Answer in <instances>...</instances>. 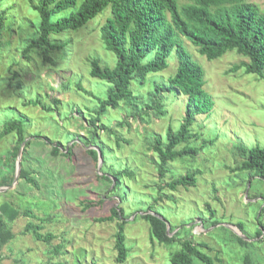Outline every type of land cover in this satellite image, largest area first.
I'll list each match as a JSON object with an SVG mask.
<instances>
[{"label":"rangeland","instance_id":"374dc122","mask_svg":"<svg viewBox=\"0 0 264 264\" xmlns=\"http://www.w3.org/2000/svg\"><path fill=\"white\" fill-rule=\"evenodd\" d=\"M247 2L264 14V0ZM0 10L6 14V26L0 31V129L7 121L22 120L30 146L23 150L21 145L19 166L37 183L34 187L18 177L5 186L1 178L15 177L18 160L7 157L14 134L1 139L0 189L5 190L0 191V205L10 201L22 212L9 223L15 238L3 249L2 264H118L114 235L120 220L98 222L114 207L123 209L126 223L124 264H170L171 253L178 249V244L151 240L149 224L141 218L149 207L168 222V232L176 228L171 235L178 232L180 239L206 244L204 250L215 264H244L247 254L253 264H264V181L237 170L242 160L238 147H264V78L243 68L233 70L247 58L229 51L208 61L183 40L205 72L204 88L214 108L208 116L195 117L191 139L180 146L197 152L170 162L162 177L151 143L154 137L164 139L170 128L179 129L184 97L163 94L161 115L149 112L134 117L128 105H121L90 122L96 98H104L107 89L105 82L90 76L91 61L109 67L115 63L100 35L109 10L81 29L54 38L67 44L62 58L58 51L24 52L27 42L37 37L40 24L27 0H5ZM168 62V68L154 76L164 87L177 67L174 55ZM134 88L138 90L137 85ZM152 88L147 85L140 92L145 96ZM52 147L59 149L57 155ZM100 147L108 152L106 163ZM90 149L98 152L97 160L88 153ZM103 167L105 172H124L120 189L113 190L112 177V182L102 178ZM191 171L197 173L194 186L167 188L173 179ZM118 194L124 195L123 200ZM25 210L35 218L25 217ZM212 220L218 224L210 226ZM29 222L41 226L42 235L51 234L50 242L37 241L25 231ZM239 224L252 236L249 241L259 242L255 247L230 243V233L247 238ZM258 230L262 232L256 236ZM58 246L63 248L55 253Z\"/></svg>","mask_w":264,"mask_h":264},{"label":"trees","instance_id":"16d2710c","mask_svg":"<svg viewBox=\"0 0 264 264\" xmlns=\"http://www.w3.org/2000/svg\"><path fill=\"white\" fill-rule=\"evenodd\" d=\"M5 0H0L1 4ZM32 9L38 13L40 24L36 38L30 39L24 52L31 49L43 51H58L63 56V49L67 44L55 42V37L66 32H75L85 26L101 13L109 10L110 14L100 28L101 41L105 50L113 54L115 63L112 67L101 66L98 60L91 61L90 76L107 84L106 96L96 98L98 105L93 110L90 122L99 121L109 109H117L121 105L130 107V114L134 117L152 112L154 115L163 113L161 105L163 94L168 93L171 98L184 97L185 115L177 131L171 128L165 138L154 137L151 147L158 156L157 170L164 177L169 169V163L177 158L189 156L197 152L190 147H180L192 137L191 127L194 119L199 115L208 116L214 108L212 97L205 90V72L202 66L193 59L188 52L184 39L189 41L201 56L208 61L221 58L229 51H236L248 59V62L235 67L243 68L247 74H255L264 78V14L254 4L247 0H27ZM6 26V14L0 10V31ZM174 55L177 62L175 73L167 80V87L155 80L154 76L165 71L168 59ZM138 86V90L134 86ZM153 87L143 96L141 89ZM38 104L39 102H31ZM121 125V124H120ZM107 129V128H106ZM9 134H14L15 142L7 157L14 160L18 157L21 145L24 149L30 146L26 140V129L22 120L13 119L3 124L0 129V140ZM103 161L106 163L107 150L100 147ZM242 160L237 170L248 172L264 181V147H238ZM52 153L57 155L59 149L52 147ZM97 160L98 152L88 150ZM67 156L70 151L66 152ZM15 166V163H14ZM104 172L102 178L115 181L113 190L120 189L124 172ZM11 175V174H10ZM197 173L188 172L173 179L167 184L170 190L181 187L194 186ZM20 179L36 187V180L32 174L22 168ZM5 186L10 187L14 176L2 177ZM1 186V183H0ZM123 200L124 195L118 194ZM149 207L141 216L149 224L151 240L170 246L178 244V249L170 255V264H215L214 259L205 252L207 245L194 244L190 239H180L176 229L172 227L167 232V225L163 218L151 213ZM149 211V213H148ZM21 211L10 201L0 205V264L3 263V249L15 238L9 223L14 222ZM25 217L35 218L30 210L23 212ZM214 213L211 212V216ZM123 209L112 208L111 214L99 218L98 222L119 219L117 231L114 235L115 261L124 264L128 257L126 237L124 233L125 220L122 219ZM217 220H212L210 226H216ZM258 224L262 226L261 221ZM239 229L247 239L230 233L228 239L231 244L239 248H253L259 242L246 233L241 224ZM263 227V226H262ZM42 227L32 222L26 225L25 231L31 232L37 241L50 242L51 234L42 235ZM260 230L255 234L261 235ZM62 246L54 248V252H61ZM217 262H221L216 258ZM244 264H253L249 254L244 257Z\"/></svg>","mask_w":264,"mask_h":264},{"label":"water","instance_id":"95a60500","mask_svg":"<svg viewBox=\"0 0 264 264\" xmlns=\"http://www.w3.org/2000/svg\"><path fill=\"white\" fill-rule=\"evenodd\" d=\"M24 145V144H23ZM21 154H22V146H21V148H20V152H19V154H18V157H17V160H18V162H17V164H16V174H15V177H14V181L19 177V175H20V166H19V161H20V158H21ZM2 190H5V189H0V191H2ZM166 225H167V232H168V229H169V225H168V222H166ZM245 239H247V238H245Z\"/></svg>","mask_w":264,"mask_h":264}]
</instances>
